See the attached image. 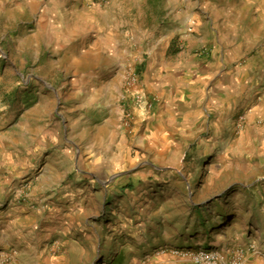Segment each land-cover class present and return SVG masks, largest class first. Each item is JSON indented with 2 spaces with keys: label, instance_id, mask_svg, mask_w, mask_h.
<instances>
[{
  "label": "rangeland",
  "instance_id": "obj_1",
  "mask_svg": "<svg viewBox=\"0 0 264 264\" xmlns=\"http://www.w3.org/2000/svg\"><path fill=\"white\" fill-rule=\"evenodd\" d=\"M0 264H264V0H0Z\"/></svg>",
  "mask_w": 264,
  "mask_h": 264
},
{
  "label": "crops",
  "instance_id": "obj_2",
  "mask_svg": "<svg viewBox=\"0 0 264 264\" xmlns=\"http://www.w3.org/2000/svg\"><path fill=\"white\" fill-rule=\"evenodd\" d=\"M226 80L231 83V74L229 76L226 69L218 68L214 70L211 68V65H207L202 75L197 77L194 84L191 83L188 90L183 91L181 88L180 90H176L175 88V92L182 90L183 92L193 93L186 102H177L176 98H167L162 102L164 104L160 106L161 109L159 108L152 118L154 120V130L156 127V135H159V132L165 126L172 129H179L183 125L196 123L199 120V115L204 110L206 111L205 107L208 106L210 92H230V83L226 82ZM173 83L174 81L172 82L170 77H164L162 75L156 76L155 74L153 78H150L148 68H146L141 82L128 90L129 92H136L144 96L156 97V92L163 90V88L166 92H171L172 86L170 85H174ZM176 83L178 86H181V83ZM199 107L201 110H199Z\"/></svg>",
  "mask_w": 264,
  "mask_h": 264
},
{
  "label": "built area",
  "instance_id": "obj_3",
  "mask_svg": "<svg viewBox=\"0 0 264 264\" xmlns=\"http://www.w3.org/2000/svg\"><path fill=\"white\" fill-rule=\"evenodd\" d=\"M194 26L195 23L194 22H190L189 23V28L187 30L188 33H193L194 32ZM206 54V51H203L200 55ZM149 99L147 98H138V103L144 106H147L149 104L148 102Z\"/></svg>",
  "mask_w": 264,
  "mask_h": 264
}]
</instances>
